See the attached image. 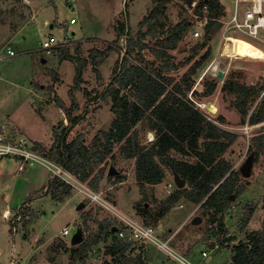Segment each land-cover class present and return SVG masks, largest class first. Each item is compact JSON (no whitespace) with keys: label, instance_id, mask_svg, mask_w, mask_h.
<instances>
[{"label":"rangeland","instance_id":"1","mask_svg":"<svg viewBox=\"0 0 264 264\" xmlns=\"http://www.w3.org/2000/svg\"><path fill=\"white\" fill-rule=\"evenodd\" d=\"M232 1L221 0L227 12L232 9ZM154 5L153 0H0V53L4 54V48L8 46L17 53L0 66V119L8 118L16 134L23 137L29 148L35 142L49 148L54 141L53 127L59 126L61 121L64 126H68L66 113L58 105V98H61L67 106H72L74 101L78 104L74 114L80 118L68 134V140L82 135L85 143L90 146L96 142V136H100L99 139L103 141V132L110 129L114 113L111 102H104L101 98L91 100V97L105 93L117 60H122L129 50V42L138 43L131 48L134 62L150 65L156 60L154 49L159 45V40L162 37L163 41L169 38V28L182 19L188 18L192 24L178 47L169 50L174 56L172 60L184 62L191 54V49L201 40V36H193L197 24L191 14L194 11L192 7L184 0H170L165 16L161 18L163 26H157L156 36L148 34L143 39L147 46H142L139 34L146 33L149 25L141 27L140 23L150 14ZM72 17L77 18L75 23L70 22ZM122 18L129 23V31L134 38L129 39L124 35L116 42L115 29L118 20ZM46 21H49L48 26L45 25ZM219 31L220 29L208 45L200 48L195 58L204 53L208 46L212 47L209 58L200 67V70L204 69L199 74L195 87L218 50ZM48 34H55L65 45L49 54L42 52L39 48L41 40ZM237 35L243 36L241 33ZM260 36L264 38V28L260 30ZM244 38L264 49L262 40L248 36ZM95 49L107 53L98 65L91 62ZM64 50L75 59L61 57L66 54ZM84 59H89V62L82 71V80L76 82V66ZM195 59L172 71L177 79L189 70ZM157 62L161 64L163 60ZM230 70L241 72V81L260 89L259 95L254 94L250 98L246 115L230 104L231 98L225 96L221 89ZM207 75V79L213 78L212 75ZM216 78L220 81L217 90L198 104L208 115L217 119L214 120L216 123L236 133L237 139L224 153V157L230 161L232 169H239L247 157L252 155L251 174L247 177L238 176L236 189L231 194L233 198L223 214L222 228L218 222L210 223L211 210H205L199 204L182 198L161 219L162 223L168 222L157 228L156 232L160 238L165 239L170 231H176L169 244L173 243L181 252L197 255V259L193 258L194 261L203 257L200 250L204 246L203 239L220 241V238L231 237V241L218 246L208 257L204 256L205 264H212L211 261L230 264L235 246L249 232L264 229V154L255 159V155L249 150L253 136L264 132L261 129L264 121L254 124L250 122L252 115L264 107V58L232 57L223 79ZM218 116H221L220 120ZM147 121L145 116L134 128L138 130L141 143L146 145L156 138L153 131L145 129ZM126 144L127 142L124 145ZM121 146L122 143L115 144L112 153L103 162L105 172L97 190L120 210L143 220L138 214V206L144 204L149 212H156L160 203L170 194L165 185L173 181L174 174L168 170L165 180L158 184L140 183L135 174V158H128ZM98 147L102 148L100 142ZM112 167L115 172L110 174ZM98 171L99 168L92 177ZM51 174L53 173L45 165L37 162L26 164L23 173L17 174L15 158L4 157L0 160V264H9L13 250L20 252L26 262L27 254L32 255L36 235H41L36 245L40 247L42 256L49 259L45 261L48 264H89L91 260H98L95 264L103 263L105 248L113 239L110 238L106 244L99 242L94 250H90L87 239L97 238L100 220L108 218L117 224L115 217L101 204L92 202L81 193L71 199L72 191L67 197L68 201L54 199L46 192ZM239 187L241 190L237 194ZM24 203L25 208L30 209L29 217L24 219L25 224L21 220L16 225L17 231H13L3 212L7 208L14 211ZM41 212L44 213L43 217L40 216ZM196 216L201 217L200 223H193ZM184 217L187 219L183 221ZM30 225L34 230L32 233ZM171 225L172 229H169L168 226ZM63 226H73L71 233L63 237L56 236ZM79 229L86 237L84 247L90 253L84 262L79 261V258L73 260L72 257L78 248V245L72 243V238ZM25 236L29 238L26 239ZM208 243L205 248L210 250Z\"/></svg>","mask_w":264,"mask_h":264},{"label":"trees","instance_id":"2","mask_svg":"<svg viewBox=\"0 0 264 264\" xmlns=\"http://www.w3.org/2000/svg\"><path fill=\"white\" fill-rule=\"evenodd\" d=\"M153 1L155 2L153 9L140 23L141 27L149 25L146 33L139 34V42H142V46H147L143 39L148 34L156 36L157 26L160 28L163 26L161 18L165 16L166 6L170 0ZM184 1L191 6L194 0ZM204 5H207L206 14L210 20L204 34L200 37L201 40L191 49V54L182 63L174 62L172 60L174 56L169 50L176 49L179 42L187 35L192 24L188 18L182 19L169 28V38L163 41L162 37L159 40V45L154 49L156 60L150 65L134 62L131 48L138 43L129 42V50L122 60H117L112 80L105 93H98L91 97V100L101 98L104 102H111L114 119L110 129L103 132V141L99 139L100 136H96V142L90 146L85 143L82 135L68 140V134L80 118L79 115L74 114L78 104L74 101L72 106H67L63 99L58 98L59 107L66 113L68 126H64L61 121L59 126L53 127L54 141L49 148L39 142H35L34 145L35 150L62 165L80 180L90 182L94 189H98L99 181L104 176L105 165L102 164L117 143H122L121 148L128 158H135V174L140 183L151 185L161 183L165 180L168 170L172 174H178L186 181L185 186L172 191L160 203L156 212H149L144 204L138 206V214L147 224H157L173 205L182 198H186L205 210H211L210 223L218 222L222 228L224 211L231 202L230 195L235 191L238 176L241 175L240 170L232 169V164L224 157V153L237 139L236 133L216 123L214 120L217 119L208 115L207 111L198 104L217 90L220 81L216 77L207 79L208 75H204L195 87L196 80L204 69L200 70V67L209 58L212 47L208 46L204 53L195 58L200 48L208 45L221 27L220 22L213 18L226 13L221 0H197L195 11L203 14ZM129 28L126 19L118 20L115 29L116 42L124 35H127L129 39L134 38ZM64 51L66 54L61 57L75 59L73 55ZM106 55V52L95 49L91 55L92 64L98 65L101 58ZM193 59L195 61L189 70L177 79L172 71L180 65H187ZM88 60L84 59L76 66V82L82 80V71L88 64ZM158 60L163 62L160 64ZM241 75V72L230 70L221 89L225 96L231 98L230 104L246 115L250 98L254 94L259 95L260 89L241 81ZM199 85L202 86L199 87ZM190 93L191 96H189ZM262 100L264 103V94ZM145 116L148 120L145 129L153 131L156 135V138L151 139L148 145L141 143L138 130L134 129ZM217 118L221 119V116ZM261 121H264V107L250 119L253 124ZM261 129L264 130V126ZM97 141L102 148L98 147ZM125 142H127L126 145H124ZM249 150L255 155V159L260 154H264V132L253 136ZM97 168L99 171L92 177ZM240 190L241 187L237 190V194ZM46 192L50 193L54 199L64 201L71 195L72 187L51 174ZM25 206L24 203L13 211L22 214V223L25 222L24 219L30 211ZM117 228L108 218L99 221L96 237L103 238L105 241L113 239L105 248V254L113 255V259L105 260L102 264H148L140 254L125 256L128 251L135 248L136 241L118 238ZM231 239V237L220 238V241L216 243L218 246L224 245ZM85 243L82 241L77 244L78 248L72 256L73 260L85 259L87 256ZM231 264H264V229L249 232L246 238L235 246Z\"/></svg>","mask_w":264,"mask_h":264},{"label":"built area","instance_id":"3","mask_svg":"<svg viewBox=\"0 0 264 264\" xmlns=\"http://www.w3.org/2000/svg\"><path fill=\"white\" fill-rule=\"evenodd\" d=\"M196 5L197 0H194L191 4L192 10L194 11H192L191 14L195 17V22L197 24V28L193 31V36L198 38L204 34L205 27L207 26L210 17L206 14L207 5L203 6V14L195 11ZM232 5L231 11H226L222 16L213 18L221 24V27L219 28V47L214 58L209 62L206 70H204L203 76L209 74L213 77H217L218 72H225L230 64V59L236 56L230 55L229 52L223 53L222 51V46L230 35L241 38L248 36L264 42V38L260 36V30L264 28V0H233ZM76 20V17H72L70 22L75 23ZM45 25L48 26L49 21H46ZM237 33H241L243 36H239ZM64 45L65 44L59 40L55 34H48L41 40V50L48 53L53 52L55 49ZM4 50V54L0 53V66L3 62L11 60V58L17 54L16 51L9 46L4 48ZM219 57L228 59V62L226 65L214 69V63ZM10 122L11 121H8V118L0 119V160L4 157L15 158L17 161V174L23 173L26 164H33L35 162L41 163L53 173L52 175L60 178L67 184H70L75 195L80 193L84 194L92 202L101 204L108 209L116 219L117 224L115 223V225L118 227L116 232L118 238L139 242L151 241L158 246L166 248L169 255L180 264H198L187 255L170 247L166 241L161 240L156 234L153 225L147 224L142 219L131 216L120 210L110 202L102 192H98V190L94 189L88 181L80 180L62 165L57 164L39 151L35 150L34 145L29 148L23 137L16 134V130L10 125ZM165 186L167 191L171 193L175 186V181H170ZM3 216L10 221L12 229L17 231L18 227L16 225L23 219L22 214H17L7 208L4 210ZM40 216L43 217L44 213L41 212ZM28 217L29 215L26 216V218ZM72 229L73 226H65L61 230V234L64 236L69 235ZM215 246H218V244L215 243ZM202 253L204 256L207 254L206 251H203ZM9 264H24V262L19 253L13 251Z\"/></svg>","mask_w":264,"mask_h":264},{"label":"crops","instance_id":"4","mask_svg":"<svg viewBox=\"0 0 264 264\" xmlns=\"http://www.w3.org/2000/svg\"><path fill=\"white\" fill-rule=\"evenodd\" d=\"M51 28V27H50ZM53 28V27H52ZM51 28V29H52ZM48 33H52V32H48ZM39 48H41V46L39 47ZM42 51V50H41ZM42 52H45V51H42ZM45 53H47V54H49L48 52H45ZM174 180V179H173ZM97 190V189H96ZM74 196H77V195H75V193H73V196L71 197V199L74 197ZM106 196V195H105ZM69 200V198L67 199H65L64 201H68ZM63 202V201H62ZM162 219V218H161ZM159 220L158 221V223L157 224H155V226H154V228H155V232L157 231V228H160V226H162V225H164L166 222H168V221H166L165 223H162V220ZM187 218H183V221L184 220H186ZM32 225V224H31ZM31 225H30V230H31V233L34 231H32V229H31ZM158 225V226H157ZM63 227H65V226H63ZM168 228L169 229H172V225L171 226H168ZM63 229V228H62ZM62 229H60L59 230V232L56 234V236H61V237H63L64 235H62L61 234V230ZM176 232V231H175ZM174 231H170L169 232V234L165 237V239H162V238H160L159 236V238L161 239V240H163V241H166L167 243H168V245L170 246V247H172L173 249H175L176 251H178V252H180V253H182V254H184V255H187L190 259H192L193 260V258L194 259H197V258H195L196 256H194L193 254H190V252L189 253H185V252H181V250H179L178 248H176L175 246H174V244L172 243L171 245L169 244L173 239H174V236L176 235V233H175ZM178 232V231H177ZM30 233V234H31ZM60 234V235H59ZM96 234L98 235V233L96 232ZM156 234H157V232H156ZM44 236H46V234H43ZM42 235V236H43ZM27 236V235H26ZM25 236V238L26 239H28L29 238V236L28 237H26ZM93 236H95V235H93ZM39 237H41V235H36L35 236V238H34V242H33V246H32V255L31 256H29V254H27L28 255V258H27V260H26V262H25V260H24V257L23 256H21V253L20 252H18L19 253V255L22 257V261L24 262V264H28V262L29 263H33V264H48L49 262H45V261H47V260H49L48 258H46V257H44V256H42V253H40L41 251H40V247H38V245H36V242H37V240L39 239ZM86 237L85 236H83V240L82 241H85L84 239H85ZM97 238H100V237H97ZM216 242V240H213V239H207L206 240V238L205 239H203L202 240V245H204L203 246V248L202 249H200L201 250V252H203V251H206L207 252V254L205 255L206 257H208L213 251H216L219 247L217 246V247H215V246H212V243L213 242ZM99 242H104L105 244H106V242H109L108 240L107 241H105L103 238H100L99 240H95V239H87V243H89L90 244V250L91 249H93L94 250V248H95V245L96 244H98ZM209 242V243H208ZM110 243V242H109ZM108 243V244H109ZM206 243H208L207 244V246L208 247H210L211 249L210 250H208L207 248H205L206 246ZM79 244V243H78ZM77 245V244H76ZM200 245V244H199ZM198 248V246L196 247V249ZM15 253H16V251L15 250H13ZM12 251V252H13ZM95 251H96V249H95ZM88 254H90L89 252H87V256L85 257V259L88 257ZM141 255L142 257H143V259L145 260V262H147L148 264H180L178 261H176L171 255H169V252H168V250L166 249V248H164L163 246H158L157 244H155V243H153V242H151V241H147V242H139V241H136V246H135V248H133L131 251H128L126 254H125V256H135V255ZM11 255H12V253H11ZM34 255H36L35 256V258H33V256ZM202 255H203V253H202ZM108 256H109V258H108ZM85 259H83V260H81V259H79V261H82V262H84L85 261ZM112 259H113V255H106L105 254V251H104V261L105 260H109V261H112ZM32 260V261H31ZM74 260H76V259H74ZM52 261V260H51ZM98 260H91L90 262H89V264H95L96 262H97ZM103 261V262H104ZM194 261V260H193ZM232 261V260H231ZM76 262V261H75ZM194 262H196V263H198V264H205L206 263V260H204V255H203V257L201 258V259H199L198 261H194ZM211 263L212 264H218V262L217 261H211ZM51 264V263H50ZM73 264V263H72ZM113 264V263H112ZM231 264V263H230Z\"/></svg>","mask_w":264,"mask_h":264},{"label":"bare ground","instance_id":"5","mask_svg":"<svg viewBox=\"0 0 264 264\" xmlns=\"http://www.w3.org/2000/svg\"><path fill=\"white\" fill-rule=\"evenodd\" d=\"M223 53L229 52L230 55L251 57V58H264V49L249 42V40L230 35L222 46ZM228 59L219 57L214 63V69L226 65ZM154 137V136H153Z\"/></svg>","mask_w":264,"mask_h":264},{"label":"water","instance_id":"6","mask_svg":"<svg viewBox=\"0 0 264 264\" xmlns=\"http://www.w3.org/2000/svg\"><path fill=\"white\" fill-rule=\"evenodd\" d=\"M223 76H224V72L223 71H219L217 77L219 79H223ZM252 164H253V156L252 155H249L247 157V159L240 166V172H241V174L244 175V176H246V177L249 176L251 174V171H252ZM114 172H115V169L112 167L109 170V173L112 174ZM174 181H175L176 185L179 188L184 187L185 184H186V181L183 180L178 174H174ZM230 198L232 199L233 198V195H231ZM81 207H82V205H81ZM200 222H201V217L200 216L194 217L193 223L197 224V223H200ZM82 240H83L82 231H80V229H79L73 235L72 243L73 244H78V243H81ZM212 246H215V241L212 243Z\"/></svg>","mask_w":264,"mask_h":264},{"label":"flooded vegetation","instance_id":"7","mask_svg":"<svg viewBox=\"0 0 264 264\" xmlns=\"http://www.w3.org/2000/svg\"><path fill=\"white\" fill-rule=\"evenodd\" d=\"M241 165H242V164H241ZM241 165H240V166H241ZM239 170H240V167H239ZM241 175H242V174H241ZM174 187H176V183H175V186H174ZM177 188H179V187L177 186ZM173 189H174V188H173ZM173 189H172V190H173ZM175 189H176V188H175ZM175 189H174V190H175ZM174 190H173V191H174ZM171 192H172V191H171Z\"/></svg>","mask_w":264,"mask_h":264}]
</instances>
